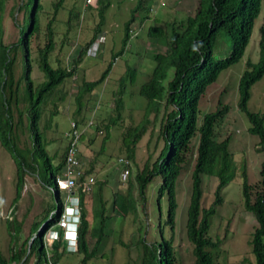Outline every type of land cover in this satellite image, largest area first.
<instances>
[{"label": "trees", "instance_id": "obj_1", "mask_svg": "<svg viewBox=\"0 0 264 264\" xmlns=\"http://www.w3.org/2000/svg\"><path fill=\"white\" fill-rule=\"evenodd\" d=\"M64 1L59 0L52 18H47L48 15L45 17L43 11L45 1L43 3L41 0H15L16 4L8 11L9 0H0V145L11 155L15 167V191L10 207L14 210L18 204L27 175L36 179L51 196V202L43 210L42 217L32 223L30 236L18 249L11 246L15 244L19 235L21 222L8 219L5 221L9 234V255L4 258L0 253V264H28L31 256L36 257L35 264H58L65 252L81 255L79 264H94L97 258H107L106 254L101 252V247L108 237L109 222L121 221L128 215H131L134 221H138V203L131 193L133 184H136L139 201L144 205L147 188L155 177L162 179L156 199L160 214L158 226L162 224L168 227L171 233L175 224L176 208L173 185L186 162L190 140L197 134L198 147L191 174L185 234L192 246L194 264H213L215 258L213 249L221 242L208 237L209 224L215 214V207L222 202L223 189L233 177V161L228 150V138L217 140L214 132L215 125L227 113L228 107L222 106L218 101L216 110L205 113L198 123V101L207 87L215 82L219 73L237 63L243 56L264 0H198L194 15L188 16L184 22H171L164 26H169L168 34L166 29L159 25L149 28L148 38L153 44L165 46V52L158 51L152 54L155 65L138 90V95L145 101L142 117L134 125L129 123L123 125L122 94L128 77L121 76L118 95L114 100V115L109 116L108 122L103 126L105 135L101 149L104 142L109 139L112 127L124 129L120 137L121 154L124 158H120L118 162L122 165L120 174L123 170L128 171L127 187L124 194L114 192L108 206L103 195L107 180L97 182V202L91 207V216L88 220L83 200L96 180L92 178L90 190L84 192L83 183L92 167L82 170L83 175L77 178L75 186L80 209L76 252H70L64 241L60 243L63 230L57 223L63 202L58 197L55 179L64 166L67 144L59 160L54 162L55 153L51 156L47 153L50 141L46 140V135L52 131L53 117L58 110L53 105L52 110L45 115V105L53 96H56L58 101L65 99V92L60 88L65 80H75L77 67L86 55L87 49L101 33L104 13L110 5V0H96L94 6L84 4L97 11L99 21L93 37L81 46L76 58L72 60L70 69L63 66L57 57L53 58L57 43L62 45L61 43L69 39L71 14L65 20L68 26L66 30L56 32L54 29L57 6L62 5ZM140 2L141 0L139 4ZM138 8L139 6L135 10ZM16 12L22 13V21L17 24L18 39L13 44H5L6 16L9 13L17 20ZM42 17L45 21L43 26ZM130 24L131 21L125 24L124 44L129 39ZM227 47L229 48L227 54L218 57ZM116 56L114 55V58ZM245 65L238 81L237 108L248 122L247 131L259 139L257 151L264 154V114L252 112L247 107L250 87L264 74V26L259 28L258 60L255 63L247 60ZM34 67L41 73L42 80L32 79ZM110 67L111 63L96 81L81 79L74 96L75 109L72 113L74 122L77 125L84 124L83 129L93 127L90 136L86 138L87 144L94 143L99 127L97 123L93 125L83 118V111H86L90 100L85 96L92 94L93 89L105 80ZM155 125L156 144L161 145L159 154L156 157L153 154L148 155L142 167L133 174L132 180L130 160L134 159L136 145L144 136L152 134ZM24 131L28 134V145L20 147L17 141L18 132ZM84 135L86 134L83 130L79 142ZM259 175V183L250 185L247 183L245 171L242 172V198L244 210L254 216L257 225L250 242L255 264H264V161L261 163ZM202 176H211L218 180L213 201L207 208L201 204ZM54 196L58 203L53 201ZM163 197L166 201L164 213L160 206ZM50 225L56 227L59 240L54 242L52 254L48 257L43 247L41 233ZM144 228L142 224L139 225L131 245L118 241L126 253L122 264H175L171 234L166 236L167 239L163 242H147ZM90 243L92 247L89 246ZM130 247L136 248L137 258H131Z\"/></svg>", "mask_w": 264, "mask_h": 264}, {"label": "rangeland", "instance_id": "obj_2", "mask_svg": "<svg viewBox=\"0 0 264 264\" xmlns=\"http://www.w3.org/2000/svg\"><path fill=\"white\" fill-rule=\"evenodd\" d=\"M44 6V16L52 18L56 4L59 0H41ZM88 0H65L62 5L57 6L54 29L61 32L68 28L65 20L71 14V26L68 32V40L57 46L54 57L67 68H71L72 60L76 58L81 46L90 41L94 35V29L99 21L97 11L85 5H93ZM110 0V5L104 13V21L101 33L97 35L98 47L91 53H87L81 60L75 74V80L67 79L60 89L65 92V99L58 101L53 96L45 105V115L56 106L58 113L53 117L52 131L46 135V140L50 141L47 146V153L51 156L55 153L54 162L59 160L63 148L67 144L64 136L70 131V123L74 122L72 113L75 109L74 96L77 92L81 79L86 81L98 80L105 72L110 63V70L105 80L96 86L92 94L85 96L90 99L86 111H83V118L93 125L97 123L98 134L94 143L87 144L86 138L93 131L92 128L83 129L84 124L77 125L79 130L85 131L84 138L79 142V158L82 169H90L89 177L96 180L91 191L85 195L83 206L87 211L88 220L91 216V207L97 202L96 190L97 182L107 180L103 189V195L110 206L112 194L125 193L127 181H121L120 171L122 165L118 162L124 158L121 147V132L114 126L109 131V139L101 143L105 132L103 126L108 122V117L114 115V100L118 93L119 78L126 76L124 83L123 100V125L136 124L140 121L145 101L138 95V90L145 82L155 65L152 54L155 52H165V46L153 44L147 36L150 27L159 25L164 27L171 22H184L188 16L194 15L198 0ZM16 4L9 0L7 9ZM85 4V5H84ZM139 6L137 10L136 7ZM14 20L11 14H7L4 22V42L13 44L19 36L18 23L22 21V13L16 12ZM129 25V39L124 44L125 24ZM44 17L41 18V25H44ZM264 26V5L254 23L249 42L241 59L222 70L215 82L210 84L205 93L198 101L199 115L197 122L200 123L205 113L213 112L218 107V101L223 106L228 107L227 113L215 125L214 132L217 140L228 138V150L233 161V177L222 191V202L215 207V214L210 219L208 237L213 241L220 240V244L213 249L215 258L213 264H255V256L252 253V233L257 226L254 216L246 212L243 208L242 198V172L245 171L247 183L256 185L260 180L261 163L264 161L263 152L257 151L258 137L247 131L248 122L237 108L238 102V81L244 71L246 61L257 62L258 60V40L259 28ZM169 33V26L164 27ZM42 35H40L41 38ZM39 38V39H40ZM96 40V39H95ZM40 44H42L40 42ZM227 47L218 57L227 54ZM114 55H117L114 58ZM54 60V59H52ZM17 72H18V68ZM33 80H42L41 73L34 70L31 75ZM247 107L250 111L264 114V74L249 89V99ZM85 120V119H84ZM87 122V123H88ZM101 130V132H100ZM100 132V133H99ZM18 145L24 147L28 145L27 132H18ZM86 136V137H85ZM198 134L190 140L187 159L182 171L174 182V198L176 203L174 227L169 231L168 227L162 224L158 226L159 211L156 199L158 189L162 183L161 177H155L149 184L146 192V202L144 205L139 201L136 184L132 187V196L138 203V221H134L131 215L126 216L121 221H110L108 224V237L101 247V252L106 257L94 260V264H122L126 253L119 246L118 241L131 245L137 234L140 224L144 226V237L147 242H156L167 239L171 234V245L175 255V264H194V257L191 253L192 246L188 242L185 234L186 209L191 193V174L196 161L198 147ZM157 125L151 135H146L136 145L134 159L130 160L131 177L139 170L148 155L155 157L159 154L161 145L156 144ZM114 151H113V150ZM105 152L103 154V151ZM109 155L111 156L109 158ZM107 160V162H106ZM15 167L11 155L0 145V253L4 258L9 255V234L6 230V220L21 222L20 232L15 244L11 248L18 249L24 240L30 236V229L33 222L42 217V212L51 202L49 191L31 175L25 177L21 198L12 210L11 199L14 196ZM218 184V180L211 176H202V199L201 204L207 208L213 201V193ZM75 196L77 188L74 189ZM58 197L63 203V209L68 203L66 192L58 188ZM55 203L58 199L54 196ZM160 206L164 213L166 201L163 197ZM143 207V208H142ZM63 213V212H62ZM56 230L55 226H47L41 233L43 247L46 256L52 254L51 248L57 240H51V232ZM57 230H59L57 228ZM59 240V239H58ZM63 239H60L62 243ZM90 242V241H89ZM92 247V243L89 244ZM112 249V250H111ZM61 247L59 252H61ZM130 256L137 258L138 253L135 247H130ZM113 254V255H110ZM81 255L77 253L65 252L59 259L58 264H79ZM36 257L31 256L28 264H35Z\"/></svg>", "mask_w": 264, "mask_h": 264}, {"label": "built area", "instance_id": "obj_3", "mask_svg": "<svg viewBox=\"0 0 264 264\" xmlns=\"http://www.w3.org/2000/svg\"><path fill=\"white\" fill-rule=\"evenodd\" d=\"M92 2H95L96 0H91ZM90 3V1H87ZM91 4V3H90ZM97 43L93 44V46L88 50V54L91 53L93 50L96 49ZM70 131L67 132L64 136L67 138V147H66V155H65V163L64 166L61 169L60 175H58L55 179V182L58 186V188L63 189V191L66 192L68 203L69 205L74 204V202L77 203V197L75 196V186H76V180L80 176L83 175V172L81 170V163L78 158V144H79V138L81 134V130L77 128L76 123L71 122L70 123ZM127 170H123L120 174L121 181H125L127 177ZM93 183L92 177H85V181L83 183V191L88 192L91 188V185ZM58 226L66 230V227L68 225V213L63 212L60 214L58 218ZM51 234V240H57L58 235L56 233H50ZM67 249L69 251L76 250L75 245H72L69 241H67Z\"/></svg>", "mask_w": 264, "mask_h": 264}, {"label": "clouds", "instance_id": "obj_4", "mask_svg": "<svg viewBox=\"0 0 264 264\" xmlns=\"http://www.w3.org/2000/svg\"><path fill=\"white\" fill-rule=\"evenodd\" d=\"M95 3H96V1H95ZM94 3V4H95ZM94 4L93 5H91V4H87V5H90V6H94ZM95 43H97V45H96V49H97V47H98V41H97V38H96V40L91 44V46L87 49V53H88V50L93 46V44H95ZM95 49V50H96ZM86 53V54H87ZM75 123V122H74ZM81 131H83V129H81ZM79 145V144H78ZM78 158H79V150H78ZM79 161H80V158H79ZM81 163V162H80ZM87 177H89L88 175H87ZM76 197H77V199H78V195L76 194ZM62 209H63V207H62ZM62 212H67L68 213V225H67V227H66V230L64 231L63 229V231H62V239H63V241L66 243V245H67V241H69L70 243H72V245H75V247H76V245H77V231H78V226H79V223H80V209H79V204H78V200H77V203L76 202H74V204H72V205H66L65 207H64V210H62ZM61 212V213H62ZM52 233H56L57 235H58V233H57V231H52ZM69 234H71L72 236H69ZM58 240V239H57ZM70 252H76V250H74V251H70Z\"/></svg>", "mask_w": 264, "mask_h": 264}, {"label": "bare ground", "instance_id": "obj_5", "mask_svg": "<svg viewBox=\"0 0 264 264\" xmlns=\"http://www.w3.org/2000/svg\"><path fill=\"white\" fill-rule=\"evenodd\" d=\"M69 236H72L71 234H69Z\"/></svg>", "mask_w": 264, "mask_h": 264}]
</instances>
